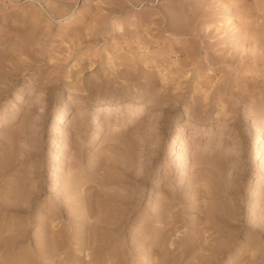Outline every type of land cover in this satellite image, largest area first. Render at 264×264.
Segmentation results:
<instances>
[{"label":"rangeland","instance_id":"1","mask_svg":"<svg viewBox=\"0 0 264 264\" xmlns=\"http://www.w3.org/2000/svg\"><path fill=\"white\" fill-rule=\"evenodd\" d=\"M0 264H264V0H0Z\"/></svg>","mask_w":264,"mask_h":264},{"label":"bare ground","instance_id":"2","mask_svg":"<svg viewBox=\"0 0 264 264\" xmlns=\"http://www.w3.org/2000/svg\"><path fill=\"white\" fill-rule=\"evenodd\" d=\"M111 106H107L105 107V111L106 113H108V109L110 108ZM63 118V117H62ZM263 135V134H262ZM263 141V136H260L259 139H258V142L256 143V145L254 146L255 149H254V153H253V159H258V157L260 156V149H259V146H260V143ZM262 144V143H261Z\"/></svg>","mask_w":264,"mask_h":264}]
</instances>
